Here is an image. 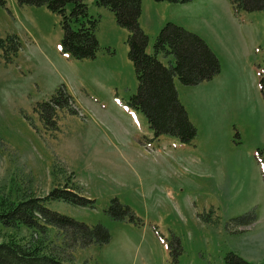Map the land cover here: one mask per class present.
<instances>
[{"label":"rangeland","instance_id":"rangeland-1","mask_svg":"<svg viewBox=\"0 0 264 264\" xmlns=\"http://www.w3.org/2000/svg\"><path fill=\"white\" fill-rule=\"evenodd\" d=\"M89 6L100 17V50L75 60L61 50L59 15L0 0V199L69 187L91 200L49 204L111 233L102 247L64 246L72 264H225L230 253L263 263L264 10L236 13L230 0H143L148 51L174 23L201 36L221 63L210 81L175 79L197 129L192 144H180L154 140L146 117L127 106L138 89L129 33L110 10ZM60 88L75 103L58 110L59 129L49 131L34 110ZM248 216L256 221L240 223ZM50 234L62 246V234Z\"/></svg>","mask_w":264,"mask_h":264},{"label":"trees","instance_id":"trees-1","mask_svg":"<svg viewBox=\"0 0 264 264\" xmlns=\"http://www.w3.org/2000/svg\"><path fill=\"white\" fill-rule=\"evenodd\" d=\"M89 1L17 0V3L20 6H46L59 15L63 30L62 52L75 60H86L96 58L100 50L97 36L100 17L90 13ZM155 1L189 3L195 0ZM230 1L236 13L264 10V0ZM92 3L110 10L118 25L129 33V59L135 67L138 89L127 106L146 117L154 140L168 136L180 144H192L197 129L180 101L175 79L189 86L212 80L221 72L217 55L201 36L174 23H168L160 30L153 51L149 52L150 39L140 25L143 0H92ZM12 38L19 44L18 38ZM0 42L5 47V41L0 38ZM18 51L19 48L15 47V56ZM70 103H75L74 96L65 88H60L49 102L38 103L34 111L46 130L58 131V110L69 109ZM69 189L56 188L44 198L26 196L19 201L0 199V264H72L73 258L65 257L62 251L64 246L69 251H75L90 246L102 247L110 242L111 233L102 223L91 227L49 208L54 201L76 206L91 202L79 190ZM113 206L125 213L118 201ZM239 221L249 225L256 218L248 216ZM50 229L62 234V246L52 242ZM225 264L253 263L230 253Z\"/></svg>","mask_w":264,"mask_h":264},{"label":"crops","instance_id":"crops-1","mask_svg":"<svg viewBox=\"0 0 264 264\" xmlns=\"http://www.w3.org/2000/svg\"><path fill=\"white\" fill-rule=\"evenodd\" d=\"M90 1H92V0H90Z\"/></svg>","mask_w":264,"mask_h":264}]
</instances>
